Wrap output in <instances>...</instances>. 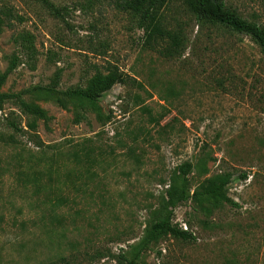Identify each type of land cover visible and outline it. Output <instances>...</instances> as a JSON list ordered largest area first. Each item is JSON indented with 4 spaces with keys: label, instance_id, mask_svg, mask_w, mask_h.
<instances>
[{
    "label": "rangeland",
    "instance_id": "obj_1",
    "mask_svg": "<svg viewBox=\"0 0 264 264\" xmlns=\"http://www.w3.org/2000/svg\"><path fill=\"white\" fill-rule=\"evenodd\" d=\"M0 0V264H126L157 217L170 174L190 162V190L225 186L233 200L190 198L135 264H264V58L247 35L199 24L181 0L163 9L184 50L146 44L122 0ZM264 25V0H225ZM18 16V18H17ZM32 36L33 54L19 36ZM125 74L84 119L40 88L84 85L97 70ZM19 100L44 117L21 110ZM13 124V126L11 125ZM242 174H246L242 178ZM185 228V229H184Z\"/></svg>",
    "mask_w": 264,
    "mask_h": 264
},
{
    "label": "trees",
    "instance_id": "obj_2",
    "mask_svg": "<svg viewBox=\"0 0 264 264\" xmlns=\"http://www.w3.org/2000/svg\"><path fill=\"white\" fill-rule=\"evenodd\" d=\"M53 13H58L56 8L49 0H35ZM169 0H122L121 6L138 21V27L142 30L144 43L152 45H162L163 54L166 57L179 56L184 50L185 34L181 29L168 28L163 15V9ZM184 9L199 24H209L222 26L234 32L249 36L260 48L264 58V25L248 21L241 17L235 10L229 8L225 0H181ZM10 9L0 8V27L5 23V19L14 18ZM18 18V16H17ZM21 46L28 54H33L32 36L29 33L19 36ZM18 58L12 56L9 65L0 77V84L6 76L16 67ZM125 80V74L114 64H109L103 71L97 70L90 76L84 85L67 88L66 90L56 89L58 75L56 74L48 86L40 88L43 93L51 98L63 109H68L71 105L74 109V123H79L84 119L86 103L97 102L103 94L108 91L114 84L122 83ZM8 96L0 93V109L4 100ZM22 111L32 114L36 117H44V112L23 100H19ZM13 126V124H11ZM192 170L190 162H183L170 174L168 186L165 188L160 207L158 208V217L148 225L139 242L132 247L133 254L127 259L126 264H135L141 251L146 248L152 241L171 236L175 239L192 240L194 237L186 230L179 228L172 223L174 208L190 198L227 200L230 205L237 204L227 198L221 190L225 186L224 182L219 184H201L193 192L190 190L188 174ZM242 178L246 174H242Z\"/></svg>",
    "mask_w": 264,
    "mask_h": 264
},
{
    "label": "built area",
    "instance_id": "obj_3",
    "mask_svg": "<svg viewBox=\"0 0 264 264\" xmlns=\"http://www.w3.org/2000/svg\"><path fill=\"white\" fill-rule=\"evenodd\" d=\"M185 229V228H184Z\"/></svg>",
    "mask_w": 264,
    "mask_h": 264
}]
</instances>
